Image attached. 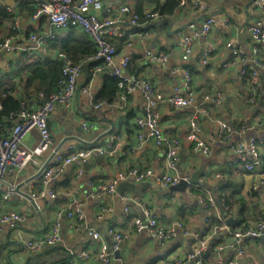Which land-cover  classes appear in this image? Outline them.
<instances>
[{
	"label": "crops",
	"instance_id": "obj_1",
	"mask_svg": "<svg viewBox=\"0 0 264 264\" xmlns=\"http://www.w3.org/2000/svg\"><path fill=\"white\" fill-rule=\"evenodd\" d=\"M19 1L5 0V3H1L13 14V19L0 31V38L9 36V31L18 23L14 36L26 49L17 54H0L1 78L8 76L18 82L24 78V74L17 75L18 58L24 54L40 61L49 56L58 59L60 54L54 46L58 37L76 39L84 35L96 45L90 34L80 27L55 29L47 16L34 18V12L27 15ZM29 1L35 2L37 9L40 0ZM103 1L107 3L109 0ZM153 1L129 0V4L136 13L142 11L145 16L146 12L160 10L167 2L160 0L157 4ZM202 1L204 9L194 7L187 0L186 4L179 3L173 12L152 20L147 27H133L121 22L110 30V39L117 47L118 56L131 58L129 69L132 67V70H129V75L151 81L163 99L166 98L157 102L159 126L164 133L182 141L177 172L187 175L189 180L193 174L201 171L199 183L189 184L185 191L172 190V185L164 188L157 183V177L164 171L166 149L156 146L152 139L142 143L138 139L140 128L137 118L149 114L143 90L137 88L129 95L118 91L112 100L96 103V95L105 85L109 74L94 72L92 68L95 63L89 61L78 79V91L71 104H56L49 114L54 138L51 149L36 156L24 168L11 169L4 176L7 183L16 187L20 185V189L26 193L41 195L50 188L57 193V197L41 196L37 199V208L15 192L4 203L5 211H18L25 214L26 219L17 228H5L0 234V242L6 237L13 239L4 250L1 264H106L96 260L100 242L89 235L88 228L99 231L104 242L111 244L107 233L109 227L127 232L129 237L123 242L120 255H114L108 264H160L166 259L191 263L187 253L197 245V239L193 236L183 235L178 230L174 238L163 242L151 238L147 232L133 230L132 218L144 215L146 210L154 212L166 226L181 220L192 233L198 232L209 243L202 258L203 264H220L215 248L232 241L233 236L229 231L253 227L264 217V188L257 184L261 169L248 171L245 161L249 155H241L234 150L237 144L255 139L261 144L264 159V44L254 40L250 34L251 26L264 27V3H258V0ZM138 4L143 5L142 10H139ZM99 15L101 17L103 11ZM208 17L215 20L211 31L195 41L191 57L184 60L183 36L192 34L194 30L199 31ZM178 31L183 32L178 34ZM34 33L44 37L45 41L38 43L32 40ZM52 33L56 35L54 38L50 37ZM228 44H232V47ZM236 49L241 51V55L235 56L233 62ZM146 50L165 54L166 62L149 61ZM206 50H210V53L205 57L208 61L203 63ZM182 67L192 71L193 89L198 94L196 107L175 108L167 101L174 88L181 87L186 80ZM243 69L247 70L250 78L242 76ZM254 73L258 75L256 78ZM61 80L62 76L57 80V92L46 96L44 91H38L37 95L48 100L62 89ZM206 95L211 98L205 99ZM217 95L220 102L215 101ZM39 105H33L29 110ZM197 109H205L208 113ZM194 115L201 126L202 138L210 145L208 155L195 150L194 144L185 139ZM217 120L226 122L232 128L231 136L222 135ZM258 123L262 125L258 126ZM143 132L147 133V130ZM39 141V131L33 129L26 134L24 144L34 147ZM111 142L116 145L114 153L100 154L95 151L80 165L71 164L62 172H56L48 186L43 181V173L37 175L43 165L53 166L49 161L50 155L58 146L61 150L73 144L76 149L102 148L108 151ZM132 167L150 168L154 174L140 183L132 178L120 182L134 181L135 188L124 186L118 190L119 183L113 194H92L96 186L109 183ZM80 169L82 172L79 174ZM197 194L215 199L216 206L211 207V216ZM125 196L129 199L125 200ZM227 198L235 203L232 206L233 215H229L228 205L231 203ZM75 199L84 204L82 228L78 227L76 219L63 215L60 218L62 241L56 246L44 245L40 250L30 251L24 242L44 237L57 219V212H66ZM125 207L129 209V215ZM231 216L238 220L233 228L222 223L223 219L226 221ZM218 222L226 227L221 228ZM244 243L246 253L243 256H237L234 248L223 249L220 253L222 263L236 260L241 264H264V239L247 238Z\"/></svg>",
	"mask_w": 264,
	"mask_h": 264
},
{
	"label": "built area",
	"instance_id": "obj_2",
	"mask_svg": "<svg viewBox=\"0 0 264 264\" xmlns=\"http://www.w3.org/2000/svg\"><path fill=\"white\" fill-rule=\"evenodd\" d=\"M191 2L196 8H205V4L202 0H190V3ZM0 3H5V0H0ZM186 3L187 0H182V4ZM258 3H264V0H258ZM100 11H103L101 17L99 15ZM41 16H47L51 26L55 29L68 26L82 28L94 39L97 45V52L93 57L87 58L85 62L83 61V63H75L63 54H60L64 60L61 69L62 80L60 81L63 85L62 89L58 93L52 95L48 100H45L37 109L29 110L24 108L19 114L17 122L11 127L8 134L5 135L4 133H0V234L5 228H17L26 219L25 214L15 210L5 211L3 209L4 203L16 192V186L4 180L5 174L11 169L24 168L31 161H34L36 156L42 155L51 149L54 144V138L48 124L49 114L55 109L56 104L61 103L66 106L71 104L78 91V79L84 70V63H88L89 61L95 63L92 68L94 72H105L115 77L118 80V87L123 91L122 93L124 95L133 93L137 88L143 90L147 99L149 114L146 117L137 118V124L140 128L138 139L141 143L152 139L156 146L165 147L166 149L164 171L157 177V183L165 188L179 183L182 179L188 180L187 175L177 172L179 163L178 154L182 146V141L175 136L164 133L159 126V113L156 111L157 102L163 101L164 99L166 100V98L163 99V96L157 92L151 81L146 79L139 80L129 75L131 58L129 56L119 57L117 47L110 39V30L116 23L124 22L133 27H147L152 20L162 17L159 11L146 12L145 16L142 18L130 6L129 0H109L107 3H104L103 0H40L37 10L34 13V18ZM214 23V18L208 17L199 31L194 30L192 34L183 36L184 60H188L191 57L194 51L195 41L202 35L208 34ZM17 26L18 23H16L14 28H17ZM181 32L183 31H178V34H181ZM250 34L254 40L264 44V27L261 25H253L250 27ZM55 36V33L50 34L51 38ZM31 39L38 43H43L45 41L44 37L35 33L31 35ZM228 46L232 47V44H228ZM25 49L26 47L17 42V38L14 35H10L0 41V54H17L25 51ZM209 53L210 50L205 51L202 60L203 63L208 61L205 57ZM233 53L235 54L233 59L234 62L235 56H240L241 51L236 49ZM145 54L148 60L152 62L164 64L167 60L165 54H154L150 50H146ZM182 70L186 72V80L181 87L176 86L174 88L172 95L167 101L175 108H185L188 106L196 107L198 94L196 90L193 89L192 74L187 67H182ZM245 73L246 70L243 69L242 76ZM253 76L256 78L258 75L254 73ZM83 90L87 91V88L83 87ZM204 98L210 99L211 96L206 95ZM215 101L220 102L219 95L216 96ZM197 111L208 113L205 109H197ZM217 122L222 129V135H224V137L231 136L233 132L232 128L222 120H217ZM257 125L261 126L262 123H258ZM84 126L88 127V124L84 123ZM33 129L39 131L40 141L34 147H26L24 144L25 136ZM143 130H147V133H144ZM201 131L202 129L197 121V116L194 115L190 121V129L185 139L187 142L194 144L195 150L208 155L210 154V145L202 138ZM111 143L112 144H109L108 151L102 148L76 149L73 144L61 150L58 146L51 151L54 155L50 157L49 161H52L53 166L46 167L43 165L44 169L41 174L43 173L44 183L48 186L56 172H62L71 164L80 165L83 160L91 157L95 151L100 154H104L105 152L114 153L116 151V145L114 142ZM260 148V142L251 139L249 142L237 144L234 150L238 154L243 155L247 153L249 155V159L245 161V168L248 171L257 172L261 169L258 173L257 184L264 188V159ZM81 172L80 169L79 174ZM153 174V170L150 168L132 167L128 171L120 173L117 178L111 180L109 183L96 186L92 194L99 196L102 194H113L116 192L117 186L121 181L132 178L140 183L144 182ZM30 195L36 201L37 208H39L37 199L41 196L48 195L52 199L57 197V193L50 190V188L46 189L41 195H36L35 193H30ZM197 196L206 204L205 207L209 210L208 214L211 216V207L216 206L215 199L209 196L206 197L202 194H197ZM124 199L128 200L129 197L125 196ZM125 210L126 214L129 215V209L125 207ZM233 211V208L228 210L229 215H233ZM63 215L76 219L78 227L82 228L85 217L83 202L75 199L66 212L58 211L57 219L51 224L47 234L42 238L26 240L24 245L32 252L40 250L44 245H58L62 241L60 218ZM209 219L210 218H207V220ZM132 222L135 232H147L151 238L163 242L174 238L178 230H181L183 235L193 236L197 239V245L193 247L191 252L187 253L188 260L192 261L188 264H203V255L209 248L208 240L202 238L198 232L192 233L183 225L181 220H176L171 226H166L158 220L154 212L146 210L144 215L134 216ZM222 223L226 224L225 219H223ZM225 227L226 226L221 225V228ZM88 233L100 242V249L97 252L96 260L103 261L106 264L114 259L116 252L120 251L123 242L129 237L127 232L121 231L115 227H109L107 233L112 243L107 244L104 242L103 236L99 231L88 228ZM229 233L233 236L232 241L228 244H221L215 248L218 255V263L241 264L240 261L236 260L222 263L220 253L223 249L231 247L236 250L237 256L245 255L246 250L244 248V242H246L247 238L264 239V217H261L253 227L230 230ZM83 254L89 256L88 253ZM160 264H186V262L166 259Z\"/></svg>",
	"mask_w": 264,
	"mask_h": 264
},
{
	"label": "trees",
	"instance_id": "obj_3",
	"mask_svg": "<svg viewBox=\"0 0 264 264\" xmlns=\"http://www.w3.org/2000/svg\"><path fill=\"white\" fill-rule=\"evenodd\" d=\"M153 2L159 4L160 0H154ZM181 2L182 0H167V2L160 7L161 9L156 11H159V13L164 16L165 13L173 12L179 7V3L181 4ZM19 4L29 16L37 10L35 8V2L20 0ZM138 8L142 10L143 5L138 4ZM141 12L142 11H139L138 13L143 18L144 14ZM12 19L13 14L5 5L0 3V31L4 30ZM16 29L17 28L11 29L8 33L9 36L16 35ZM72 35L74 34H71V36ZM5 38H0V41ZM54 46L56 47V51H58V55L63 54L68 59L74 60L75 63H83V61L85 62L87 58L93 57L97 52L96 45L94 43L92 44L84 35L76 39H73V37H58L54 42ZM31 59L33 58L27 54L18 58L17 75H25L20 82L8 76L4 78H1L3 76L0 77V133H4L5 135L8 134L10 128L17 122L18 116L24 108L27 107L29 109L33 107V105H42L44 103L45 99H41L40 96L37 95L38 91H44L46 96H49L59 89L57 80L61 78V69L64 64L63 58L58 56V59H54L52 56H49L44 61ZM86 63H84V68L86 67ZM190 72L192 73L191 69ZM248 75L249 73L246 70L243 77L250 78ZM108 77L105 85L96 95V103L103 100H112L117 92L121 91L118 87V80L111 75H108ZM227 200L231 203L228 205V209H231L235 203L233 204L228 198ZM221 224L222 223L219 224L218 222V225Z\"/></svg>",
	"mask_w": 264,
	"mask_h": 264
},
{
	"label": "water",
	"instance_id": "obj_4",
	"mask_svg": "<svg viewBox=\"0 0 264 264\" xmlns=\"http://www.w3.org/2000/svg\"><path fill=\"white\" fill-rule=\"evenodd\" d=\"M48 124H49V123H48ZM49 128H50V125H49ZM50 131H51V130H50ZM66 139H69V137L66 138ZM53 155H54V154H51L50 157H53ZM43 169H44V167L39 171V173H38L37 175H39V174L43 171ZM200 173H201V171H199V172L193 174V176H192L189 180H184V179H182L179 183L170 186V188H171L172 190H174V189H178V190H181V191H185L186 187L189 186V184H191V183H192V184H193V183H197V184H198V183H199V178H198V177H199ZM124 186H129V187H131V188H135V187H136V185L134 184V181L122 182V183L119 184V188H118V190L121 189V188L124 187ZM15 191H16L17 193L22 194V195L24 196V198L29 202V204L36 206V201L31 197V195H30L29 193H26V192L22 191V190L20 189V185H17ZM236 221H238V220H237L236 218H234V217L231 216V217L227 218V220H226V224H228L230 227L233 228V227H234V224L236 223ZM6 238H7V237H6ZM6 238L3 239V240L0 242V264H1V262H2V259H3V256H4V250H5V248L7 247V244H8L10 241L13 240L12 238H9V237H8V239H6ZM116 255L119 256V255H120V251H117V252H116Z\"/></svg>",
	"mask_w": 264,
	"mask_h": 264
}]
</instances>
